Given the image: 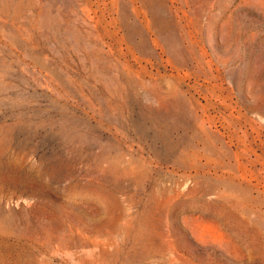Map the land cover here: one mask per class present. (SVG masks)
<instances>
[{
  "label": "rangeland",
  "instance_id": "1",
  "mask_svg": "<svg viewBox=\"0 0 264 264\" xmlns=\"http://www.w3.org/2000/svg\"><path fill=\"white\" fill-rule=\"evenodd\" d=\"M0 264H264V0H0Z\"/></svg>",
  "mask_w": 264,
  "mask_h": 264
}]
</instances>
